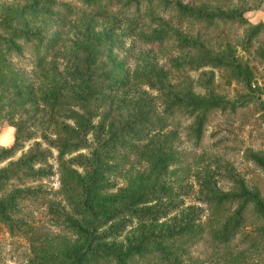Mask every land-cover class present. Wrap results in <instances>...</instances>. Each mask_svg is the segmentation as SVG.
Segmentation results:
<instances>
[{
  "label": "rangeland",
  "instance_id": "obj_1",
  "mask_svg": "<svg viewBox=\"0 0 264 264\" xmlns=\"http://www.w3.org/2000/svg\"><path fill=\"white\" fill-rule=\"evenodd\" d=\"M63 1L73 5L75 13L57 24L60 37L43 65L35 68L30 62L32 45L18 40L21 56H10L11 72L4 68L0 75V147L10 144L16 129L22 135L31 134L13 155L0 162V168L29 152L43 151L45 155L44 160L31 165L40 176L9 180L0 191L1 199L15 189H34L36 199L17 201L12 219L23 220L37 231L36 237L10 234L0 223V264L67 260L71 253L82 249L83 237L65 226L66 217L81 219L70 206L72 201H79L75 182L78 176L88 178L91 151L120 126L125 127L118 140L120 144L137 146L140 150L173 148L180 152L181 162L166 164L164 172L154 180L157 168L150 161L151 154L131 155L126 162L117 164L109 161L104 165L106 170L101 171V195L120 200L141 189L150 199L134 208L167 205L170 211L153 219L122 215L95 222L88 229L93 228L92 246L123 251L149 234L156 236L185 224L207 222L212 211L207 197L214 188L237 192L234 177L264 201V171L247 157V150L264 156V27L250 35L254 24L264 21V5H258L260 0L209 4V9L216 8L214 11L246 9L242 13L246 21L243 24L227 20L207 28L202 22L181 21L170 11L156 9L133 29L117 8L99 15L84 7L80 0ZM178 1L192 7L201 5L200 0ZM26 2L29 0H0V20H5L9 28L42 25L45 19L41 17L18 14ZM255 6L259 8L252 11ZM160 32L164 34L160 47L146 41ZM3 34L2 28L0 35ZM178 36L186 41H180ZM225 49L248 67L250 88L244 86L231 68L206 64L209 52L222 53ZM10 73H16L21 81H8ZM78 75L94 91L85 103L86 109H91L89 120L81 108L82 101L69 100L63 89L64 86L69 89L68 85L75 83ZM123 79L127 84L120 88L118 83ZM25 84L31 88L30 93ZM54 86L59 92L52 100ZM171 91L179 96L189 92L195 97L214 96L225 101L206 113L199 148L188 140L197 112L191 116L181 111L167 113L170 107L167 95ZM136 116L141 120L135 119ZM171 136V141L165 140ZM43 137L55 143L80 139L84 147L59 157L58 150ZM119 143L115 150L120 156L124 146ZM67 174L73 191L61 185ZM238 205L236 201L224 204L222 216L212 230L230 218ZM263 227V218L254 210L253 202H248L242 223L232 232L228 244L218 245L211 236L212 230L205 232L198 241L178 249L180 264H264V239L257 234ZM126 264L147 263L133 258L127 259Z\"/></svg>",
  "mask_w": 264,
  "mask_h": 264
},
{
  "label": "trees",
  "instance_id": "obj_2",
  "mask_svg": "<svg viewBox=\"0 0 264 264\" xmlns=\"http://www.w3.org/2000/svg\"><path fill=\"white\" fill-rule=\"evenodd\" d=\"M228 1L200 0L201 5L199 7H192L182 4L178 0H80L84 7L92 9L99 15H106L117 8L120 16L123 17L130 29H133V26L139 23L142 18L150 17L154 14L156 9L157 11L163 12L170 11L172 15L181 21H189L191 19L202 22L207 28H211L227 20L236 23L240 22L241 24L245 23L246 21L242 17V13L246 9H236L234 11H221L220 9L214 11L216 8L209 9V4L212 2L223 5ZM263 1L260 0L258 5H261ZM258 8L255 6L252 11H257ZM24 13L41 17L45 21L42 25H23L19 28H9L5 20H0V25L5 32V34L0 35V46H3L0 47V75L3 74L2 70L4 68L8 72H11L10 66L8 65V58L10 56H21V47L16 43L18 40H23L25 43L32 45L30 62L35 68H40L56 46L60 37V30L57 24L74 15L75 11L73 5L63 0H29V2L22 5L18 12L19 15ZM260 27H264V22L258 21L255 23L250 30V35L257 32ZM2 28L0 29L2 30ZM162 35H164L162 32L156 33L154 36L147 38L146 41L155 42L156 46L160 47L164 41V36ZM179 38L180 41H186L185 37ZM206 62V64H211L214 67L226 66L231 68L233 74L241 78L240 80L244 83V86L250 88V73L248 67L237 60L228 49H225L222 53L209 52ZM8 76H10L8 81H11V83L15 81L19 83L21 81V78L18 79L16 73H10ZM126 84L127 80H120L118 87L123 88ZM68 86L69 89L65 86L63 89L68 92L69 100L75 101L80 99L82 101L81 108L86 113L85 118L89 120V117L92 116L91 109H86L87 106L85 103L89 101L88 97L90 93L94 92L93 89H90L86 85L81 75L76 77L75 83L69 84ZM25 89H27V92L29 90L31 92V88L27 85ZM58 92V87L54 86L51 90L50 98L52 100L55 99ZM167 100L168 104H170L167 113L181 111L191 116L197 112L188 132V140L194 148L201 146L203 123L206 113L211 108L225 103L223 99L215 98L214 96L200 98L191 95L189 92L179 96L173 91L167 95ZM262 110H264V104L262 105ZM149 118L145 123H148ZM135 119L141 120L137 116ZM124 131L125 127L122 126L116 130H112L108 137L91 151L92 168L88 178L83 179L78 176L76 179L75 186L79 187V201H72L70 206L72 211L78 214L81 219L66 217L65 226L77 235L83 237L82 249L71 253L72 255L67 260L55 259L48 261L44 258L45 261H42L41 264H102L104 260L107 262L112 261L111 264H126L127 259L133 258L143 263L146 262L147 264H180L181 255L178 249L198 241L203 233L210 232L213 225L218 224L219 217L222 216L221 211L224 204L232 201L239 202L238 207L233 211L231 217L221 223L218 229L212 230L211 236L218 245H226L230 242V235L242 223V213L248 202H253L254 210L264 220V201H261L256 193L246 190L241 179L234 177L238 187L237 192H221L214 188L212 194L207 197V201L212 205L210 218L207 222L197 223L195 225L185 224L174 231L156 236L149 234L123 251L102 249L98 244L92 246L93 237L90 231L93 228L91 230L88 229L95 222H104L107 219L118 218L122 215H128L138 219H153L161 217L170 211L167 205L156 208H134L133 206L143 204L150 199L149 195H144L140 191L141 189L137 190L132 196L121 198L120 200L101 195L103 185L101 171L106 170L104 165L109 161H115L117 164L119 162H126L131 155L145 157L151 154L150 161L157 168L154 180L158 179L159 175L164 172L162 170L166 164L181 162L179 157L180 152L173 148L161 147L154 149V147H146L140 150L137 146H130L124 143L120 144L118 140ZM29 137H31L30 133L22 135L16 129L10 144L0 147V162L13 155L21 147L22 141ZM172 138V136L170 138L166 137L165 140L171 141ZM43 140L58 150L59 157L64 153H69L84 147V143L80 139L62 141L61 143H55L46 137H43ZM118 143L124 146V151L120 156L117 155L115 150ZM44 157L43 151L29 152L17 162L0 168V191L3 190L5 183L9 180L36 178L40 176L41 173L33 170L31 165L41 162L44 160ZM117 157L119 158L117 159ZM247 157L264 171L263 155L247 150ZM68 176L67 174L64 179H61V185H64L66 188L72 186ZM71 188L72 191L75 189L73 187ZM24 198L35 200L36 193L34 189H25L24 191L15 189L14 192L0 199V223L6 227L10 234H22L32 237L37 231L32 228L31 224L23 220L12 219V215L17 212L15 203ZM117 201L119 203L116 205L115 202ZM121 224L120 222L115 225L113 229L111 228L110 232L117 229ZM257 234L264 239V227L257 231ZM151 260L154 263H150Z\"/></svg>",
  "mask_w": 264,
  "mask_h": 264
},
{
  "label": "crops",
  "instance_id": "obj_3",
  "mask_svg": "<svg viewBox=\"0 0 264 264\" xmlns=\"http://www.w3.org/2000/svg\"><path fill=\"white\" fill-rule=\"evenodd\" d=\"M262 5H264V1H263ZM261 22H264V21H261Z\"/></svg>",
  "mask_w": 264,
  "mask_h": 264
}]
</instances>
